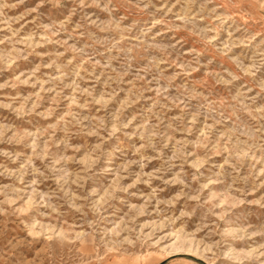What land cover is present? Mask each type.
Returning <instances> with one entry per match:
<instances>
[{
  "label": "rangeland",
  "instance_id": "rangeland-1",
  "mask_svg": "<svg viewBox=\"0 0 264 264\" xmlns=\"http://www.w3.org/2000/svg\"><path fill=\"white\" fill-rule=\"evenodd\" d=\"M0 264H264V0H0Z\"/></svg>",
  "mask_w": 264,
  "mask_h": 264
}]
</instances>
